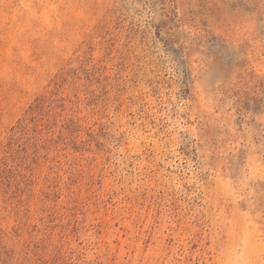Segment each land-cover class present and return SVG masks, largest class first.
I'll use <instances>...</instances> for the list:
<instances>
[{"label":"rangeland","instance_id":"obj_1","mask_svg":"<svg viewBox=\"0 0 264 264\" xmlns=\"http://www.w3.org/2000/svg\"><path fill=\"white\" fill-rule=\"evenodd\" d=\"M18 166L0 264H264V0H0Z\"/></svg>","mask_w":264,"mask_h":264},{"label":"trees","instance_id":"obj_2","mask_svg":"<svg viewBox=\"0 0 264 264\" xmlns=\"http://www.w3.org/2000/svg\"><path fill=\"white\" fill-rule=\"evenodd\" d=\"M0 174L2 175L0 193H9V196H11L9 206L13 204V202L17 199V195L23 192L25 188L27 189L29 186L33 187L32 178L27 174V172H21L20 166H18L15 170H13V168L11 170L0 169ZM30 189L25 193L31 192Z\"/></svg>","mask_w":264,"mask_h":264}]
</instances>
